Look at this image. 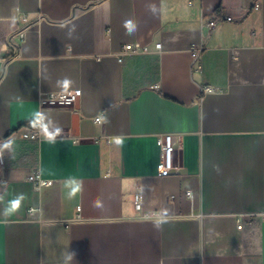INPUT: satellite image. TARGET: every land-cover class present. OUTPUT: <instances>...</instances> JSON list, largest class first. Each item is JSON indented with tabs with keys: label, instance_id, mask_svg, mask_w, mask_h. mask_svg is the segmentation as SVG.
<instances>
[{
	"label": "crops",
	"instance_id": "obj_1",
	"mask_svg": "<svg viewBox=\"0 0 264 264\" xmlns=\"http://www.w3.org/2000/svg\"><path fill=\"white\" fill-rule=\"evenodd\" d=\"M36 121L52 136L23 138ZM0 140V264H264V0H0Z\"/></svg>",
	"mask_w": 264,
	"mask_h": 264
},
{
	"label": "built area",
	"instance_id": "obj_2",
	"mask_svg": "<svg viewBox=\"0 0 264 264\" xmlns=\"http://www.w3.org/2000/svg\"><path fill=\"white\" fill-rule=\"evenodd\" d=\"M194 0H190L192 3ZM233 20L232 16H223V17H212V18H201L202 27H206L210 32L222 21ZM24 21L29 24L28 19L25 18ZM25 40V28H20L16 32L12 33L9 36V43L13 48L16 55L20 53L22 43ZM156 48L159 50L161 48V43L156 44ZM204 49V45H194L192 47L193 56L197 57L199 53ZM150 51L148 45H142L138 42L127 43L123 46L121 50V55L129 54H144ZM218 87L206 86L204 93H215L218 92ZM80 95V90L72 89L66 91H47L40 93L38 97V103L40 108H55L63 107L68 105H74ZM94 120L98 124L103 122V114L100 113L94 117ZM23 138L31 140H43L45 138L51 137L53 132L48 128L43 127L40 122H32L29 125H23L19 128ZM158 143L161 147V159L159 163V175L166 176L171 173L173 170V161L172 154L175 150L174 137L171 134L160 135ZM4 173V159L2 152V141L0 140V177ZM31 180L34 182L37 188L42 186H50L53 183L52 179L43 178L41 174L37 171ZM188 195H192L191 191H187ZM143 200L144 196L140 191H136L133 194V205L137 212L141 214L142 217L148 218L151 216V213L143 209ZM40 210L39 206H31L29 208V213L32 214ZM242 216L238 217L239 228L242 227Z\"/></svg>",
	"mask_w": 264,
	"mask_h": 264
},
{
	"label": "clouds",
	"instance_id": "obj_3",
	"mask_svg": "<svg viewBox=\"0 0 264 264\" xmlns=\"http://www.w3.org/2000/svg\"><path fill=\"white\" fill-rule=\"evenodd\" d=\"M127 23H130V22H126V24ZM18 201H19V197L17 198V201H14L13 203H18ZM11 211H12V209H6L5 215H9ZM73 257H75V252L68 253V255H67L68 260H71Z\"/></svg>",
	"mask_w": 264,
	"mask_h": 264
}]
</instances>
